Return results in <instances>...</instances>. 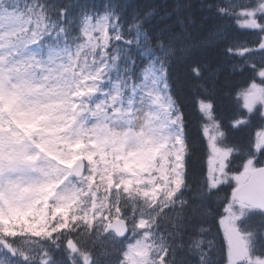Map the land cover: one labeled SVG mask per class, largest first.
<instances>
[{
  "label": "snow or ice",
  "instance_id": "snow-or-ice-1",
  "mask_svg": "<svg viewBox=\"0 0 264 264\" xmlns=\"http://www.w3.org/2000/svg\"><path fill=\"white\" fill-rule=\"evenodd\" d=\"M0 264H264V0H0Z\"/></svg>",
  "mask_w": 264,
  "mask_h": 264
},
{
  "label": "trees",
  "instance_id": "trees-1",
  "mask_svg": "<svg viewBox=\"0 0 264 264\" xmlns=\"http://www.w3.org/2000/svg\"><path fill=\"white\" fill-rule=\"evenodd\" d=\"M146 2H150V0H146Z\"/></svg>",
  "mask_w": 264,
  "mask_h": 264
}]
</instances>
